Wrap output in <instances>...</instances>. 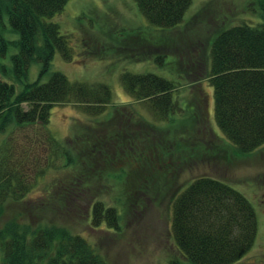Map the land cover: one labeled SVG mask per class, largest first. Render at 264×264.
<instances>
[{
    "label": "rangeland",
    "instance_id": "obj_1",
    "mask_svg": "<svg viewBox=\"0 0 264 264\" xmlns=\"http://www.w3.org/2000/svg\"><path fill=\"white\" fill-rule=\"evenodd\" d=\"M259 12L258 0H192L180 24L160 29L134 0H68L53 19L68 37L72 57L55 53L44 79L60 71L72 81L107 84L112 104L101 116L73 101L52 108L50 131L72 148L76 171L87 173L80 198L51 205L58 181L69 177L68 171H52L23 200L6 202L0 229L13 221L31 227L54 223L85 236L107 264H189L171 235V202L190 180L207 175L242 192L256 210L254 244L233 264H264V144L245 154L236 150L217 127L206 78L213 37L229 25L258 23ZM5 36L17 38L8 27ZM15 52L10 44L2 61L8 65ZM38 69L31 67L30 80ZM124 72H151L174 81L179 110L159 118L127 93ZM0 77L5 76L0 72ZM11 128L18 145L43 134L34 126ZM85 135L95 142L88 164ZM97 198L118 208L119 229L89 224L85 208Z\"/></svg>",
    "mask_w": 264,
    "mask_h": 264
},
{
    "label": "trees",
    "instance_id": "obj_2",
    "mask_svg": "<svg viewBox=\"0 0 264 264\" xmlns=\"http://www.w3.org/2000/svg\"><path fill=\"white\" fill-rule=\"evenodd\" d=\"M134 1L147 21L160 29L180 24L192 2ZM67 2L0 0V72L5 76L0 77V136L5 134L0 142V215L7 201L23 200L52 171H68L69 177L58 181L51 205L67 206L78 200L87 173L76 171L72 148L50 131L52 108L73 101L91 116H101L112 104L107 84L72 81L60 71L44 79L55 53L67 60L72 57L68 37L53 19ZM258 4V23L229 25L213 37L206 75L213 89L217 127L244 154L264 144V0ZM6 27L16 39L6 38ZM10 44L16 52L7 65L2 59ZM34 64L39 65L38 76L30 80ZM121 78L127 93L147 103L159 118L167 119L179 110L174 81L151 72H124ZM11 126H34L43 134L24 138L27 143L18 145L8 131ZM85 146L88 156L83 161L88 164L95 149L89 135ZM85 217L94 228L120 226L118 208L103 198L89 202ZM257 230L251 201L220 178L196 177L172 199L171 235L189 264H233L253 246ZM0 264H107V260L85 236L64 226L31 227L13 221L0 229ZM170 264H177L176 260Z\"/></svg>",
    "mask_w": 264,
    "mask_h": 264
}]
</instances>
